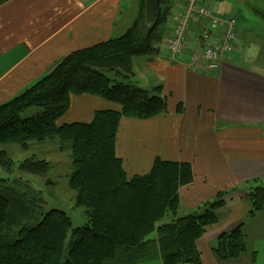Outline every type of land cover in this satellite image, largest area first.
<instances>
[{
    "label": "trees",
    "instance_id": "1",
    "mask_svg": "<svg viewBox=\"0 0 264 264\" xmlns=\"http://www.w3.org/2000/svg\"><path fill=\"white\" fill-rule=\"evenodd\" d=\"M9 1L0 0V7ZM145 2L124 36L70 53L51 74L0 105V147L19 145L29 150L33 142L58 140L61 151L72 150L69 185L77 193L76 206L85 209L88 221L74 228L66 212L52 210L36 225H25L18 238L10 235L25 215L26 202L14 196L10 187L2 188L0 181V264H139L154 260L203 264L197 242L218 222L217 212L225 206L229 192H221L216 202L207 203L203 214L180 217L179 192L192 184V166L157 160L149 174L129 179L116 153L123 118L150 120L168 112L167 101L159 94L161 88L150 92L128 83L136 59L160 53L164 30L173 17L171 2L162 0L157 21L149 25ZM83 95L100 97L120 110L97 112L91 123L60 124L72 97ZM32 108L40 111L25 118ZM0 166L7 174L16 168L1 148ZM50 169L46 160L30 159L20 165V171L38 177H45ZM254 184L251 218L264 211V178ZM169 217L172 221L165 222ZM247 251L242 227L223 234L214 249L220 260H234Z\"/></svg>",
    "mask_w": 264,
    "mask_h": 264
},
{
    "label": "crops",
    "instance_id": "2",
    "mask_svg": "<svg viewBox=\"0 0 264 264\" xmlns=\"http://www.w3.org/2000/svg\"><path fill=\"white\" fill-rule=\"evenodd\" d=\"M169 1L173 17L164 39L170 37L186 5V0ZM125 2L11 0L1 6L0 105L51 74L70 53L121 37L141 13L139 9L122 18ZM139 2L143 5L144 0ZM213 10L219 16L232 12L222 2ZM203 30L201 22H192L188 51L176 62L168 59L165 46L156 56L134 61V76L128 83L150 92L161 88L168 112L150 120L123 118L116 153L129 179L149 174L157 160L192 166L194 180L179 192L180 217L203 214L207 203L228 191L225 206L217 212L218 222L197 242L202 263L264 264V238L254 243L247 238L248 251L234 260H220L214 252L223 234L240 227L246 234L253 207L250 192L255 181L264 178V69L247 63V51L255 44L249 42L241 52L237 33V50L219 71L193 70L189 64L199 51L196 38ZM108 110L120 107L100 97L74 96L60 124L91 123L97 112Z\"/></svg>",
    "mask_w": 264,
    "mask_h": 264
},
{
    "label": "rangeland",
    "instance_id": "3",
    "mask_svg": "<svg viewBox=\"0 0 264 264\" xmlns=\"http://www.w3.org/2000/svg\"><path fill=\"white\" fill-rule=\"evenodd\" d=\"M139 1L126 0L122 18L132 17L133 13L141 10L142 5ZM210 1L215 2L213 9L221 2L223 6L232 9L231 15L237 19V33H240V51L243 52V48L246 45L249 46V42H253L255 46L247 51V63H253L264 69V0ZM221 7L222 5L220 10H222ZM39 111L38 108H32L24 114V117H31ZM0 148L6 151L16 164L11 174H7L0 166V181H3L1 187H10L14 196L22 197L26 202L25 215L21 217L19 226L14 228V233L11 231L10 235L16 234L18 238L20 230L25 225H36L37 222L42 221L46 213L52 210L66 212L71 217L74 228L87 224L85 209L76 206L77 193L69 185V177L73 173V157L70 148L61 151V143L58 140L33 142L29 150H24L19 145H2ZM30 159L48 161L51 164L48 174L45 177H38L20 171V165ZM261 215L259 217L262 218L256 221H253V218L247 219L246 234L251 243L262 241L264 238V214ZM168 219L165 222H168ZM159 261L139 264H159Z\"/></svg>",
    "mask_w": 264,
    "mask_h": 264
},
{
    "label": "built area",
    "instance_id": "4",
    "mask_svg": "<svg viewBox=\"0 0 264 264\" xmlns=\"http://www.w3.org/2000/svg\"><path fill=\"white\" fill-rule=\"evenodd\" d=\"M195 19L209 21L210 30L201 35L199 42L202 54L192 55L190 67L206 73L216 72L222 67L225 59L236 51V20L216 16L206 5H200L199 0H187L186 7L179 14L170 37L164 41L168 51L167 57L171 61H177L186 53L187 32ZM212 31L218 33L217 40H211Z\"/></svg>",
    "mask_w": 264,
    "mask_h": 264
},
{
    "label": "water",
    "instance_id": "5",
    "mask_svg": "<svg viewBox=\"0 0 264 264\" xmlns=\"http://www.w3.org/2000/svg\"><path fill=\"white\" fill-rule=\"evenodd\" d=\"M162 0H146L145 2V16L149 25H153L158 17Z\"/></svg>",
    "mask_w": 264,
    "mask_h": 264
}]
</instances>
